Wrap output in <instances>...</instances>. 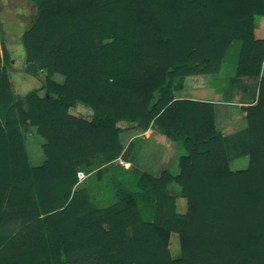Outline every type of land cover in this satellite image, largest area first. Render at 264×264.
<instances>
[{
	"label": "trees",
	"instance_id": "1",
	"mask_svg": "<svg viewBox=\"0 0 264 264\" xmlns=\"http://www.w3.org/2000/svg\"><path fill=\"white\" fill-rule=\"evenodd\" d=\"M29 1L26 72L45 76L24 96L0 24V264H264V0ZM231 51L235 77L258 80L249 165L238 170L213 103L174 95L208 88ZM80 104L85 114L72 111ZM32 127L45 139L36 166ZM149 128L184 147L179 173L116 162L136 144L125 148L121 134ZM98 156L107 164L79 183Z\"/></svg>",
	"mask_w": 264,
	"mask_h": 264
},
{
	"label": "rangeland",
	"instance_id": "2",
	"mask_svg": "<svg viewBox=\"0 0 264 264\" xmlns=\"http://www.w3.org/2000/svg\"><path fill=\"white\" fill-rule=\"evenodd\" d=\"M0 0V17L2 22L3 31L6 37V45L9 49L12 62L10 65V75L11 79L14 83V87L17 93L24 96L27 93L33 91L34 89L40 87L42 84V80L44 79L45 72L40 71L37 75H31L26 72V62H25V51L22 45V35L24 31L27 29L29 24L31 23L35 12V5L29 0ZM255 34L257 37L264 38V16L256 15L255 16ZM233 51V50H232ZM230 52L218 73V75L223 76L225 79H230L228 84L227 81L217 80L212 82V85L215 87L207 93L209 96L218 97V98H228V99H242L249 100L251 96L255 95V87L256 82H254L253 91L250 92L249 88L243 87L244 85L241 82H237V78L235 77L236 72V62L235 57ZM231 58V59H230ZM217 74V73H216ZM54 78L57 81L62 82L64 80V76L60 74H56ZM214 78V75L213 77ZM213 81V79L211 80ZM236 81V82H235ZM254 81H258L254 78ZM230 83V84H229ZM226 86V87H225ZM179 88V87H178ZM258 89V88H257ZM179 90H182L179 88ZM258 93V90H257ZM87 107L84 105H79L77 108L72 110L74 113H86ZM244 123V124H243ZM241 126L245 125V120H236L233 121L229 127L233 126ZM233 131V130H231ZM227 132V131H225ZM237 133L239 135L237 136ZM124 136L125 133H124ZM26 147L27 152L30 158V162L32 165H41L45 159V155L43 153L42 145L45 143V139L40 136L35 127H32L26 133ZM226 148L228 152V156H230V166L233 169H244L249 165V152L247 148H249L250 143V134L248 127L244 128V130H240L236 132V136H227L226 137ZM181 153L185 154L186 150L182 145H180ZM237 154L240 156L237 159H234L233 155ZM101 159V158H100ZM104 161V160H103ZM102 165V161L97 160L96 158L92 160L91 166L81 167L79 171H83L88 177L90 173ZM173 173L179 172V167L177 164H174ZM87 177L83 180H87ZM82 182V181H81ZM80 183V182H79ZM173 194L176 195V204L178 212H185L187 209V201L184 197L181 196V187L178 184H174L170 189ZM170 252L171 255L175 258L181 256V248L179 243L178 233L173 232L171 234L170 239Z\"/></svg>",
	"mask_w": 264,
	"mask_h": 264
},
{
	"label": "crops",
	"instance_id": "3",
	"mask_svg": "<svg viewBox=\"0 0 264 264\" xmlns=\"http://www.w3.org/2000/svg\"><path fill=\"white\" fill-rule=\"evenodd\" d=\"M21 2L23 3L24 1L21 0ZM0 24L2 26L1 17H0ZM218 73L214 75V78H212L213 81H211V84L208 88L182 89L175 91L174 95L176 98H187V99L212 102L215 111L216 127L218 130L222 132L226 143L227 136H236L237 131L240 132V130L242 129L244 130V128L248 127V122L246 119V107L248 105L255 104L257 100L258 81H254V78H247V77L237 78L238 79L237 82H241L244 85L243 87L249 88L250 92L253 91L252 85L254 84V82H256L257 85L255 87L256 89L255 95L254 97L251 96V99L249 100L246 99L244 100L242 99V97L239 99H228V98H218V97L209 96L207 95V93L212 91V89L215 87L214 85H212V82L214 81L217 82V80L219 79L220 80L224 79L223 81H227V84L228 81L232 82L230 81L231 78L229 80L225 79L223 78V76L218 75ZM238 119L241 121L245 120V125L243 127L241 126L238 127V125L229 127L233 121H236ZM124 133L126 136H124ZM124 133L121 134V142L123 143L125 148L132 141L136 142L134 147L133 157L129 162H125L122 159L116 162L121 163L127 170H134L135 168H137L140 171L146 172L155 177H158L164 170H168L172 174H177V173H173L172 171L173 169L171 168H173L174 164H177L179 167V159L180 156L183 155L181 153L179 143L172 141L165 135H162L161 133L157 132L152 128H149L147 131L144 132L143 131L141 132L140 130H130ZM238 135L239 133H237V136ZM233 157L234 159H237L240 156L234 154ZM96 159L102 161V165H100L95 170L107 164L102 156H98L96 157ZM229 161H231L230 156H229ZM233 170H238V169H233ZM174 184L175 183L169 185V189H171ZM98 201L102 202V199H99Z\"/></svg>",
	"mask_w": 264,
	"mask_h": 264
},
{
	"label": "built area",
	"instance_id": "4",
	"mask_svg": "<svg viewBox=\"0 0 264 264\" xmlns=\"http://www.w3.org/2000/svg\"><path fill=\"white\" fill-rule=\"evenodd\" d=\"M86 174L83 171H78L79 182L83 181L86 178Z\"/></svg>",
	"mask_w": 264,
	"mask_h": 264
}]
</instances>
